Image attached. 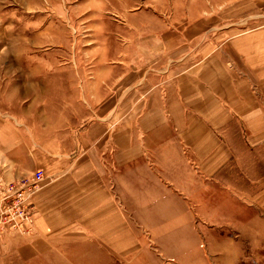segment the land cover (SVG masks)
<instances>
[{
    "label": "crops",
    "instance_id": "obj_1",
    "mask_svg": "<svg viewBox=\"0 0 264 264\" xmlns=\"http://www.w3.org/2000/svg\"><path fill=\"white\" fill-rule=\"evenodd\" d=\"M207 2L192 3L205 5L207 27L220 5L225 24L210 27L205 44L172 52L163 32L141 31L164 37L162 46L132 43L109 82L84 84L90 121L79 137L27 155L26 175L41 169L48 180L26 235L0 237V264H119L125 251L128 264H162L158 247L182 246L192 202L212 193L199 183L223 180L264 148V0ZM133 27L129 37L140 38ZM152 244L151 261L135 253Z\"/></svg>",
    "mask_w": 264,
    "mask_h": 264
},
{
    "label": "rangeland",
    "instance_id": "obj_2",
    "mask_svg": "<svg viewBox=\"0 0 264 264\" xmlns=\"http://www.w3.org/2000/svg\"><path fill=\"white\" fill-rule=\"evenodd\" d=\"M193 1L0 0V183L30 186L29 202L34 205L48 176L41 169L26 175L27 155L31 159L49 143H71L79 137L90 121L82 87L86 83L93 88L101 79L109 82L121 51L132 43L143 49L151 42L153 48L166 39L172 52L205 44L209 28L225 24L224 8L217 7L207 27L205 5ZM231 9L237 10L238 4ZM132 25L140 38L129 37ZM149 30L166 38L142 37L141 31ZM256 97L264 111V93ZM71 154L73 158L75 149ZM199 184L207 191L205 184L212 185V193L189 200L194 202V228L182 231V246L158 247L162 264H264V148L246 165L230 169L223 180ZM32 215L31 210L17 229L5 225L0 237L26 235ZM135 226L138 238L148 236L145 228ZM135 248L149 261L157 249L153 244ZM125 253H120L119 264H128L133 255Z\"/></svg>",
    "mask_w": 264,
    "mask_h": 264
},
{
    "label": "built area",
    "instance_id": "obj_3",
    "mask_svg": "<svg viewBox=\"0 0 264 264\" xmlns=\"http://www.w3.org/2000/svg\"><path fill=\"white\" fill-rule=\"evenodd\" d=\"M29 191V192H28ZM32 188H17L13 183H0V229L8 225L17 229L22 220L27 221L33 211L29 202ZM4 195L2 198L1 196Z\"/></svg>",
    "mask_w": 264,
    "mask_h": 264
}]
</instances>
